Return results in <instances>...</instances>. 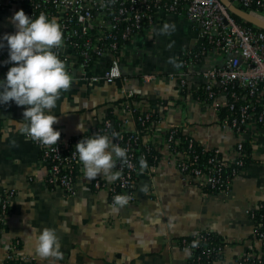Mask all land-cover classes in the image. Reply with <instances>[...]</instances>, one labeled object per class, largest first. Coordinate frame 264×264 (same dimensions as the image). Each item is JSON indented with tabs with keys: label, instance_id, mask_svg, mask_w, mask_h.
<instances>
[{
	"label": "crops",
	"instance_id": "obj_1",
	"mask_svg": "<svg viewBox=\"0 0 264 264\" xmlns=\"http://www.w3.org/2000/svg\"><path fill=\"white\" fill-rule=\"evenodd\" d=\"M17 11L16 5L0 7V38L6 56L9 51L3 36L17 30L11 19ZM166 22L175 24L170 35L160 33ZM198 40V30L186 15L162 14L154 30L136 36L125 47L121 70L126 80L95 81L73 66L72 87L62 93L52 110L58 117L54 126L60 127L67 139L101 134V123L109 112L121 119L116 102L126 86L135 90L136 103L143 110L157 107L159 134L153 143L162 154L167 153L164 129L172 126L182 127L198 142L228 154L239 137L217 122L212 105L199 102L195 94L203 88L201 72L222 64L225 57L210 50L187 69L189 92L185 98L180 96L175 75L181 68L168 63L170 57L179 63L180 54L196 47ZM6 61L0 55V80L10 68ZM106 65L100 62L90 75H102ZM146 73H155L158 79L145 83L141 76ZM164 104L169 105L167 110ZM25 107L14 101L0 104V192L16 191L0 242V257L12 240H18L20 251L40 264H191V252L183 248L181 240L201 232H213L228 242L219 256L204 264H237L242 254L258 248L247 209L264 202V126L250 123L244 139L252 143L255 160L242 170L229 195L208 191L171 163L150 162L137 172L135 202L113 207L108 192L93 187V178L84 175L82 165L74 195L47 183V166L39 147L18 131L16 121L23 120ZM81 122L85 132L77 129ZM135 124L130 120L127 128L134 130ZM145 184L147 191L143 192ZM44 227L56 230L60 258H41L36 252L33 230Z\"/></svg>",
	"mask_w": 264,
	"mask_h": 264
},
{
	"label": "built area",
	"instance_id": "obj_2",
	"mask_svg": "<svg viewBox=\"0 0 264 264\" xmlns=\"http://www.w3.org/2000/svg\"><path fill=\"white\" fill-rule=\"evenodd\" d=\"M232 1L264 17V0ZM12 5L18 6L19 10L23 9L33 18L41 12L49 18L56 17L64 38L59 56L66 60L69 74L73 66H76L93 80L104 79L108 82L126 80L121 70V56L125 47L136 36L154 30L160 15H186L198 30L199 47L196 50L188 49L179 56L181 69L175 75L179 80L180 96L185 98L189 92L187 69L190 66L210 50L223 55L225 60L222 64L201 72L204 81L201 94L205 96L199 95L196 98L199 102L212 105L217 122L236 133L239 141L228 154H224L219 148H210L198 142L182 127L172 126L164 129L163 148L167 153L162 154L153 143V138L159 134L156 127L159 118L153 125L146 127L145 124L153 116V110H143L139 104H133L131 100L137 97L135 90L124 86L121 89L124 100L118 108L121 117L119 127L113 126L111 118H106L100 131L109 136L112 133L118 134L114 142L127 149V163L117 160L113 171L119 172V178L114 182L99 175L93 178L92 184L96 190L107 191L112 204L117 194L127 195L128 203H134L137 172L141 166L140 160L143 159L146 164L171 163L185 176L199 180L212 193H231L233 183L245 165L244 135L252 121L264 126V30L239 23L220 0H0V7ZM0 55L7 60L9 58L3 47L0 48ZM100 62L107 63L104 73L90 75L89 72ZM141 78L145 83L158 79L155 73L143 74ZM163 108L167 110L169 105L164 104ZM223 108H228L231 114L222 118L220 112ZM135 112L142 115L138 120L135 119ZM130 120L145 127L146 134L143 135L137 127L129 130L127 125ZM54 128L61 132L58 144L47 147L35 143L47 166V183L72 196L81 176V163L75 145L84 136L67 139L60 127ZM15 195L14 189L0 192V242L8 220L11 199ZM263 206L258 202L247 209L254 221L252 238L259 244L254 251H248L237 258V264H264ZM207 240V232L181 240L183 248L191 252V264L206 263L207 259L219 256L228 245L225 240L219 246L210 245ZM0 264L40 263L20 251L18 240H12L6 254L0 257Z\"/></svg>",
	"mask_w": 264,
	"mask_h": 264
},
{
	"label": "clouds",
	"instance_id": "obj_3",
	"mask_svg": "<svg viewBox=\"0 0 264 264\" xmlns=\"http://www.w3.org/2000/svg\"><path fill=\"white\" fill-rule=\"evenodd\" d=\"M11 19L17 30L4 34L3 40L7 42L9 51L6 63L13 66L6 78L0 80V104L14 101L18 106H26L23 120L16 121L19 133L50 147L58 144L61 137V132L54 128L58 117L52 110L62 93L70 90L73 83L66 60L59 56V50L64 46L63 31L56 17L49 18L43 12L33 18L20 9ZM174 31V23L166 22L160 29L161 34L167 35ZM2 47L4 44L0 43ZM168 63L176 68L181 66L175 57H170ZM77 129L85 132L84 124H78ZM117 135L96 132L84 136L75 145L85 176L96 178L103 175L109 182L119 178V172L113 169L117 160L127 163V149L114 142ZM140 165L141 169L147 167L143 159ZM141 191H147L146 184L141 186ZM128 202L127 195L117 194L113 198V207H123ZM33 238L41 258L61 257L60 242L54 228L33 230Z\"/></svg>",
	"mask_w": 264,
	"mask_h": 264
},
{
	"label": "trees",
	"instance_id": "obj_4",
	"mask_svg": "<svg viewBox=\"0 0 264 264\" xmlns=\"http://www.w3.org/2000/svg\"><path fill=\"white\" fill-rule=\"evenodd\" d=\"M256 9H257V8H256ZM233 16L235 17V19H236L239 23H241V24H243V25H245V26H248V27H253L254 29H259V28L255 27V26H253L252 24L243 21V20L240 19L239 17H237V16H235V15H233ZM198 47H199V46L196 45V47H194V49L196 50ZM179 68H181V66H180ZM201 91H202V88H200L198 91H196V92H197V93L195 92L196 96H199V95H200L201 97H204L205 95L201 94ZM123 100H124L123 98H120L116 103H117L118 105H121V103H122ZM131 101H132L133 104H136L137 99L134 98V99H132ZM229 114H231V111H230L228 108H223V109L221 110V112H220V116H221L222 118L225 117L226 115H229ZM134 116H135V119L138 120V118H139L140 116H142V115H141L140 112H135V113H134ZM106 118H111V119H112L113 126H115V127H119V125H120V120L116 117V115H115L114 113L109 112V114L106 116ZM106 118H105V119H106ZM158 118H159V114H158V112H157V107H154V110H153V116H152L151 120L148 121V122L145 124L146 127H148V126L151 125V124L153 125V124H154L153 122L156 121ZM260 125H262V124H260ZM102 126H103V123H101V127H102ZM136 127H137L138 130L141 131V133H142L143 135L146 134V129H145V127H143L139 122H137ZM100 132H101V131H100ZM101 134H102V132H101ZM252 151H253V146H252V143L250 142V140L245 141V142H244V152L246 153V156H245V165L241 168L242 170L246 167L247 164H249L250 162H252V161L255 160L254 157H253V155H252ZM261 203L264 205V202H261ZM261 210L264 211V206L262 207ZM263 220H264V219H263ZM207 237H208L207 243L210 244V245L212 244V245H215V246H219V245L223 244V241H224V240H221V237H220L219 235L213 233V232H207ZM216 257H217V256H216ZM216 257H211V258H209V259H207V260L209 261V260H212V259H214V258H216Z\"/></svg>",
	"mask_w": 264,
	"mask_h": 264
},
{
	"label": "water",
	"instance_id": "obj_5",
	"mask_svg": "<svg viewBox=\"0 0 264 264\" xmlns=\"http://www.w3.org/2000/svg\"><path fill=\"white\" fill-rule=\"evenodd\" d=\"M227 9L235 16L239 17L245 22L264 30V17L258 14L249 12L242 7L236 5L232 0H220Z\"/></svg>",
	"mask_w": 264,
	"mask_h": 264
}]
</instances>
